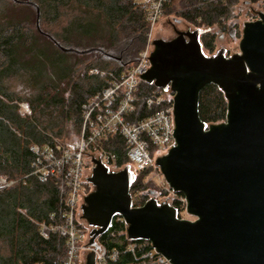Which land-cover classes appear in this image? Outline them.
I'll use <instances>...</instances> for the list:
<instances>
[{"label":"trees","instance_id":"obj_1","mask_svg":"<svg viewBox=\"0 0 264 264\" xmlns=\"http://www.w3.org/2000/svg\"><path fill=\"white\" fill-rule=\"evenodd\" d=\"M140 1L0 0V175L26 180L0 187V264H63L65 239L58 233L45 238L39 231L40 223L61 212L60 181L54 175L44 182L30 175L32 146L68 144L62 139L80 134L82 105L107 85V72L121 74L136 64L148 32ZM241 1L258 0H167L163 14L176 13L189 24L210 29L202 41L213 49L212 29L221 28ZM94 68L99 72L91 73ZM139 82L138 117L148 114L146 96L164 92L151 82ZM22 102L29 113L21 111ZM198 112L208 125L226 121L223 89L206 85ZM149 172L136 173L131 188L141 194L134 197L135 207L156 191L144 179ZM175 206L183 216L184 206ZM116 226L113 222L99 237L106 250L119 252L114 264L135 261L132 252H125L128 247L139 255L153 248L149 240L131 239L126 232L112 236Z\"/></svg>","mask_w":264,"mask_h":264},{"label":"water","instance_id":"obj_2","mask_svg":"<svg viewBox=\"0 0 264 264\" xmlns=\"http://www.w3.org/2000/svg\"><path fill=\"white\" fill-rule=\"evenodd\" d=\"M243 6L260 14L250 2L237 5ZM170 19L178 36L155 40L151 67L140 77L174 94L176 145L159 154L155 166L174 192L186 195L195 220L154 197L135 207L133 167L111 171L96 160L87 180L94 189L86 197L77 191L84 197L81 218L92 226L88 245L95 248L85 264H96L98 238L116 214L125 218L129 238L149 240L172 264H264V13L259 21L233 19L245 29L241 53L231 57L205 54L200 37L210 29L176 14ZM210 83L225 92L228 115L208 125L198 102Z\"/></svg>","mask_w":264,"mask_h":264},{"label":"built area","instance_id":"obj_3","mask_svg":"<svg viewBox=\"0 0 264 264\" xmlns=\"http://www.w3.org/2000/svg\"><path fill=\"white\" fill-rule=\"evenodd\" d=\"M166 1L139 2L138 7L144 11L148 21L145 46L139 52L135 65L121 74L108 71L107 85L83 103L81 108L83 123L77 144L70 146L57 143L54 147L32 146L35 155L30 175L36 176L43 182L54 175L60 181V196L63 204L61 212L58 216L55 213L51 214L49 221L40 223L39 231L45 238L51 233H58L65 239L67 250L63 264H81V252L95 250L88 245L90 240L88 226L84 224L86 220L81 218L82 213L77 214V207L78 203L83 205V195L87 196L83 189L92 174L96 160L101 161L111 171H120L129 165L133 167L135 175L143 170L154 172L161 178L158 181L160 190L158 203H167L175 208V204L178 203L187 211L186 195L182 192H174L163 176L161 168L155 166L157 156L163 155L176 145L172 134L174 94L164 91L146 96L144 102L148 114L136 116L139 81L143 80L140 75L146 74L151 67L149 55L155 49L153 32L155 25L163 16ZM90 72L98 73L99 70L94 68ZM20 106L23 113L30 112L27 102H22ZM21 181L26 183L25 179L8 180L4 175H0V187L13 186ZM139 192L138 189L135 190L134 197H137ZM180 218L184 219L183 216ZM113 222H116L117 226L111 231L112 236L127 233L128 224L122 215L116 214ZM98 243L102 251L100 249L96 251V264H114L113 261H116L119 252L106 250V246L99 241V238ZM125 252L133 253L135 261L130 264H172L154 247L141 255L137 254L133 247H128Z\"/></svg>","mask_w":264,"mask_h":264},{"label":"rangeland","instance_id":"obj_4","mask_svg":"<svg viewBox=\"0 0 264 264\" xmlns=\"http://www.w3.org/2000/svg\"><path fill=\"white\" fill-rule=\"evenodd\" d=\"M246 2V1H241ZM251 4H254L258 9L260 13H264V0H258L257 2H250ZM239 4V3H238ZM236 4L232 9L231 16L225 21V24L230 25L234 18L241 19L242 17H245L248 22L253 21L256 17H259V13L257 14L251 7L243 6V7H237ZM176 14V13H175ZM175 14H169L161 17V19L158 21V23L155 25L154 34L153 37L155 39H169L175 35L174 27H177L174 21L170 19V16ZM236 25L237 29H239L240 34L237 35V37H231L227 33H223L220 29V27L217 25L215 26L212 31L216 33L215 38V45L213 49H208L205 46L203 47V50L206 55L208 56H215L218 51H223L224 56L228 57L232 54L239 53L240 52V41H241V35L243 33V28L238 23H233ZM232 24V25H233ZM193 25V24H192ZM194 26V25H193ZM196 27V26H195ZM178 28V27H177ZM199 28V27H196ZM179 29V28H178ZM180 30V29H179ZM80 134H72L71 136H66L62 139L65 143H68L70 146H75L79 140ZM145 181H152L155 185H151V189H155L157 192L156 194H153V196H156V199L160 193L159 187H158V181L161 180V178L157 175H155L154 172H149L147 177L144 178ZM94 188L92 187L91 183L89 181L85 182V186L83 189V192L89 194ZM141 194V192H139ZM152 198V197H151ZM150 196L148 197V200L151 199ZM81 203H78L77 207V214H81ZM184 219H190L193 220L195 217L192 215H188L187 211H184L182 213ZM85 225L88 226V234L90 235L92 231V226H90L86 221L84 222ZM89 251H82V262L81 264H85L87 260V255Z\"/></svg>","mask_w":264,"mask_h":264},{"label":"flooded vegetation","instance_id":"obj_5","mask_svg":"<svg viewBox=\"0 0 264 264\" xmlns=\"http://www.w3.org/2000/svg\"><path fill=\"white\" fill-rule=\"evenodd\" d=\"M261 14L262 13H260L259 14V17H256L253 21H259V20H261ZM250 22H252V21H250ZM246 24V23H245ZM221 29V31L223 32V33H227L229 36H231V37H237V35L238 34H240V32H239V29H237V27H236V25H228V24H223L222 25V27L220 28ZM244 29H245V25H244V28H243V33H242V35H241V39H242V37H243V35H244ZM174 31H175V35L176 36H178V31H180L177 27H174ZM182 31V30H181ZM207 32H210V30L209 31H207ZM206 32V33H207ZM206 33H204L203 35H205ZM203 35H201V37H200V39H201V42H202V45H203V47H204V43H203V41H202V36ZM176 36H173V37H171V38H169V39H164V40H172V39H174ZM156 40V39H155ZM239 53H241V51L239 52ZM235 54H237V53H235ZM235 54H232L231 56H233V55H235ZM231 56H228V57H231ZM151 84H153V85H155L154 83H151ZM170 91V90H169ZM132 187V186H131ZM157 192H151L150 193V198L151 197H154V198H156V196L154 195L153 196V194H156ZM131 194H132V198H133V200H134V195L133 194H135L134 192H132V188H131ZM157 195V194H156ZM137 196H139V194L137 195ZM180 216V215H179Z\"/></svg>","mask_w":264,"mask_h":264}]
</instances>
